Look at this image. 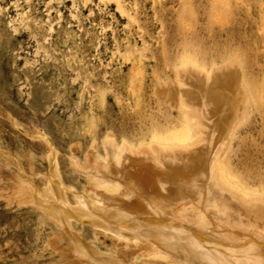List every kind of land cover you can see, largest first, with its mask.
<instances>
[{"label":"rangeland","instance_id":"1","mask_svg":"<svg viewBox=\"0 0 264 264\" xmlns=\"http://www.w3.org/2000/svg\"><path fill=\"white\" fill-rule=\"evenodd\" d=\"M121 1L138 20L127 22L108 1L19 0L14 7L0 0V264L63 261L52 243L54 199L73 198L58 181L84 190L87 177L75 170L87 163L90 140L146 143L128 156L145 170L151 150L158 151L151 141H172L186 129L187 117L170 104L176 93L165 83L154 89L158 76L175 86V72L189 73L184 63L207 70L234 54L240 67L245 62L259 81L264 77V0H135L136 9L134 0ZM30 33L43 46L37 54ZM123 46L131 49L130 61L121 57ZM242 113L228 130L231 162L263 169L264 94ZM97 154L105 159L100 144ZM19 182L31 185L43 207L21 201ZM69 219L83 238L109 249L94 239L92 227Z\"/></svg>","mask_w":264,"mask_h":264},{"label":"bare ground","instance_id":"2","mask_svg":"<svg viewBox=\"0 0 264 264\" xmlns=\"http://www.w3.org/2000/svg\"><path fill=\"white\" fill-rule=\"evenodd\" d=\"M12 1L16 7L19 0ZM97 1L113 2L127 22L138 20L121 0ZM135 4L134 0V9ZM85 5L87 0H83ZM261 23L260 34L264 33V15ZM34 35L37 54L43 46ZM123 47L121 57L130 61L131 49ZM115 52H120L118 46ZM233 55L207 70L184 63L188 75L174 67L181 70L174 71L180 76L175 86L169 85L170 77H157L154 89L161 83L169 86L176 93L171 106L185 114L188 123L172 141H151L155 147L158 144V149L153 146L158 151L151 155L150 149L145 160L151 162L144 165L145 170L132 166L128 156H136L146 143L132 145L110 136L90 140L84 156L87 163L81 162L75 170L87 177L84 190L58 181L73 198V203L61 196L54 199L52 222L57 230L56 243H52L64 256L60 264H264V168L249 166L244 160L233 165L228 134L238 119L245 118L242 111L248 102L263 96L264 77L259 81L247 63L243 62V69V60L238 66ZM136 65L132 62V68ZM99 144L104 160L97 154ZM44 176L50 191L51 178ZM16 190L21 201L43 207L31 185L19 182ZM69 218L92 227L94 239L109 249L102 251L83 238Z\"/></svg>","mask_w":264,"mask_h":264}]
</instances>
